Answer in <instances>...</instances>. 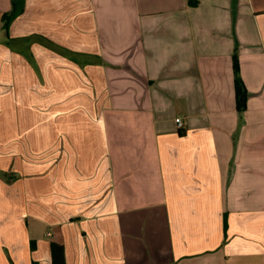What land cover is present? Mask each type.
<instances>
[{
  "label": "crops",
  "instance_id": "crops-1",
  "mask_svg": "<svg viewBox=\"0 0 264 264\" xmlns=\"http://www.w3.org/2000/svg\"><path fill=\"white\" fill-rule=\"evenodd\" d=\"M2 33L0 264H264V0H0Z\"/></svg>",
  "mask_w": 264,
  "mask_h": 264
},
{
  "label": "trees",
  "instance_id": "trees-1",
  "mask_svg": "<svg viewBox=\"0 0 264 264\" xmlns=\"http://www.w3.org/2000/svg\"><path fill=\"white\" fill-rule=\"evenodd\" d=\"M7 30V28H5ZM235 72H236V90H237V107L242 111L246 108L248 93L240 79V67L237 57L235 56ZM51 261L52 264H66L65 251L62 245L51 244Z\"/></svg>",
  "mask_w": 264,
  "mask_h": 264
},
{
  "label": "rangeland",
  "instance_id": "rangeland-1",
  "mask_svg": "<svg viewBox=\"0 0 264 264\" xmlns=\"http://www.w3.org/2000/svg\"><path fill=\"white\" fill-rule=\"evenodd\" d=\"M1 37H6V35L4 33L0 34ZM3 51H0V60H3ZM0 149H2V147H0ZM0 154H2V151L0 152Z\"/></svg>",
  "mask_w": 264,
  "mask_h": 264
},
{
  "label": "built area",
  "instance_id": "built-area-1",
  "mask_svg": "<svg viewBox=\"0 0 264 264\" xmlns=\"http://www.w3.org/2000/svg\"><path fill=\"white\" fill-rule=\"evenodd\" d=\"M176 122H177V124L179 125V127H182V126H183V123L181 122L180 119H176Z\"/></svg>",
  "mask_w": 264,
  "mask_h": 264
}]
</instances>
